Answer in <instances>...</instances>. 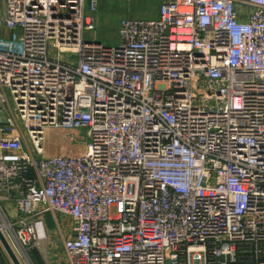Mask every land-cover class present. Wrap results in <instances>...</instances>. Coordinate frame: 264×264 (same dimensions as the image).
I'll return each mask as SVG.
<instances>
[{
	"label": "built area",
	"instance_id": "2783aa9c",
	"mask_svg": "<svg viewBox=\"0 0 264 264\" xmlns=\"http://www.w3.org/2000/svg\"><path fill=\"white\" fill-rule=\"evenodd\" d=\"M0 1V231L21 264L47 212L72 221L70 264H264V0H161L116 46L83 37L99 0ZM47 127L88 142L46 155Z\"/></svg>",
	"mask_w": 264,
	"mask_h": 264
},
{
	"label": "rangeland",
	"instance_id": "374dc122",
	"mask_svg": "<svg viewBox=\"0 0 264 264\" xmlns=\"http://www.w3.org/2000/svg\"><path fill=\"white\" fill-rule=\"evenodd\" d=\"M160 1L99 0L97 11L91 13L88 10V0H85V13H91L95 17V29L85 31L83 37L87 41H98L105 45L116 46L120 41L119 20L123 17L156 18ZM9 101L13 106L11 98ZM19 124L24 136L27 137L25 128L21 122ZM87 142L85 128L70 130L47 127L44 131L43 144L46 155H77L84 150ZM43 218L46 236L40 244L30 249L29 264H70L63 245L64 237H67L66 233L68 234V230L72 227L70 217L61 212H47ZM9 259L6 255L3 258L0 257V264H13Z\"/></svg>",
	"mask_w": 264,
	"mask_h": 264
},
{
	"label": "water",
	"instance_id": "95a60500",
	"mask_svg": "<svg viewBox=\"0 0 264 264\" xmlns=\"http://www.w3.org/2000/svg\"><path fill=\"white\" fill-rule=\"evenodd\" d=\"M0 242L2 244V246L4 247L5 251L7 252L9 258L11 259L13 264H21L19 262V260L17 259V257L15 256V254L13 253V251L11 250L9 244L7 243V241L5 240L3 234L0 231ZM0 257L2 258V251L0 250Z\"/></svg>",
	"mask_w": 264,
	"mask_h": 264
},
{
	"label": "crops",
	"instance_id": "0c3cea01",
	"mask_svg": "<svg viewBox=\"0 0 264 264\" xmlns=\"http://www.w3.org/2000/svg\"><path fill=\"white\" fill-rule=\"evenodd\" d=\"M4 10H5V7L2 4V2L0 1V14L4 13ZM11 33H12V30H10L9 28H7L3 24H0V36L1 37H9V36H11ZM66 235H67V233H66Z\"/></svg>",
	"mask_w": 264,
	"mask_h": 264
}]
</instances>
